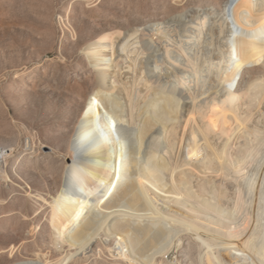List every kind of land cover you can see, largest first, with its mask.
<instances>
[{
	"label": "bare ground",
	"instance_id": "bare-ground-1",
	"mask_svg": "<svg viewBox=\"0 0 264 264\" xmlns=\"http://www.w3.org/2000/svg\"><path fill=\"white\" fill-rule=\"evenodd\" d=\"M245 7L230 0L221 14H174L89 43L94 87L50 212L58 264L95 244L125 264H172L180 250L185 264H264V136L252 122L264 120V68L241 84L233 73L254 31L264 38V0Z\"/></svg>",
	"mask_w": 264,
	"mask_h": 264
},
{
	"label": "rangeland",
	"instance_id": "rangeland-1",
	"mask_svg": "<svg viewBox=\"0 0 264 264\" xmlns=\"http://www.w3.org/2000/svg\"><path fill=\"white\" fill-rule=\"evenodd\" d=\"M228 1L0 0V155H9L0 158V264L29 259L58 264L65 256L53 246L50 212L72 159L86 96L94 87L89 43L114 28L126 31L174 14L194 18L195 12L206 9L221 14ZM234 1L243 7L251 2ZM254 32L256 37L247 35L249 46L240 68L232 70L240 84L249 68H264V38ZM232 35L221 40L226 52ZM110 55L105 51L102 59L109 61ZM256 114L252 122H260L256 131L263 137L264 120ZM258 169L264 181V168ZM224 187L234 196L236 188L228 183ZM109 249L95 244L90 257L81 255L72 264H125ZM180 252L167 260L185 264Z\"/></svg>",
	"mask_w": 264,
	"mask_h": 264
},
{
	"label": "built area",
	"instance_id": "built-area-1",
	"mask_svg": "<svg viewBox=\"0 0 264 264\" xmlns=\"http://www.w3.org/2000/svg\"><path fill=\"white\" fill-rule=\"evenodd\" d=\"M2 157V155H0V158Z\"/></svg>",
	"mask_w": 264,
	"mask_h": 264
}]
</instances>
